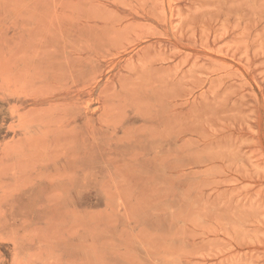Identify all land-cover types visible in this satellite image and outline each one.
I'll list each match as a JSON object with an SVG mask.
<instances>
[{"label": "rangeland", "instance_id": "rangeland-1", "mask_svg": "<svg viewBox=\"0 0 264 264\" xmlns=\"http://www.w3.org/2000/svg\"><path fill=\"white\" fill-rule=\"evenodd\" d=\"M0 264H264V0H0Z\"/></svg>", "mask_w": 264, "mask_h": 264}]
</instances>
